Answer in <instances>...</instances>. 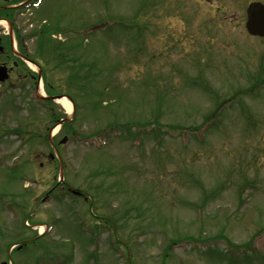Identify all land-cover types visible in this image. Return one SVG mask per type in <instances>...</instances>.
Segmentation results:
<instances>
[{
	"label": "rangeland",
	"instance_id": "rangeland-1",
	"mask_svg": "<svg viewBox=\"0 0 264 264\" xmlns=\"http://www.w3.org/2000/svg\"><path fill=\"white\" fill-rule=\"evenodd\" d=\"M249 1L22 0L12 50L41 57L40 93L76 104L34 100L32 63L0 84V264H264V38L245 31ZM106 127L125 137L97 147ZM58 151L62 182L92 206L55 188Z\"/></svg>",
	"mask_w": 264,
	"mask_h": 264
},
{
	"label": "water",
	"instance_id": "water-1",
	"mask_svg": "<svg viewBox=\"0 0 264 264\" xmlns=\"http://www.w3.org/2000/svg\"><path fill=\"white\" fill-rule=\"evenodd\" d=\"M246 30L253 35H264V4L261 2H251L247 6ZM6 69L0 67V80L6 77ZM52 96L50 98H55ZM64 140V139H63Z\"/></svg>",
	"mask_w": 264,
	"mask_h": 264
},
{
	"label": "flooded vegetation",
	"instance_id": "flooded-vegetation-1",
	"mask_svg": "<svg viewBox=\"0 0 264 264\" xmlns=\"http://www.w3.org/2000/svg\"><path fill=\"white\" fill-rule=\"evenodd\" d=\"M3 1L4 0H0V7L5 8V6L3 5L4 4ZM4 8L2 10L5 11L6 9H4ZM7 15H8V13H6L5 16H7ZM8 39L10 42L11 40L9 37H8ZM1 41L5 43V41L1 40V38H0V42ZM0 56L3 57L0 61V64H4L7 66V69L9 71V77H10V74L12 73L13 69L18 68V67L24 68V65L22 63L19 64L18 62L14 61V59H12V56L9 55L8 50L6 51L3 46H0ZM28 74L30 75V77L33 78V74H31V73H28Z\"/></svg>",
	"mask_w": 264,
	"mask_h": 264
},
{
	"label": "bare ground",
	"instance_id": "bare-ground-1",
	"mask_svg": "<svg viewBox=\"0 0 264 264\" xmlns=\"http://www.w3.org/2000/svg\"><path fill=\"white\" fill-rule=\"evenodd\" d=\"M57 101L62 104V106L66 109L67 112L71 111L72 104L69 100H67L66 98H62Z\"/></svg>",
	"mask_w": 264,
	"mask_h": 264
},
{
	"label": "trees",
	"instance_id": "trees-1",
	"mask_svg": "<svg viewBox=\"0 0 264 264\" xmlns=\"http://www.w3.org/2000/svg\"><path fill=\"white\" fill-rule=\"evenodd\" d=\"M45 88H46V91H47V93H51V91H52V85H50V83H48V82H46V86H45ZM40 102H43L44 104H50V102L49 101H43V100H41ZM49 106V105H48ZM53 113V112H52ZM55 115V114H54ZM53 115V116H54ZM242 248H246V247H242Z\"/></svg>",
	"mask_w": 264,
	"mask_h": 264
}]
</instances>
